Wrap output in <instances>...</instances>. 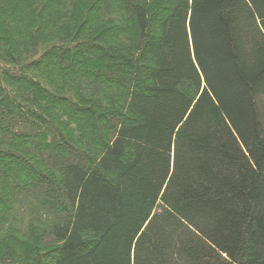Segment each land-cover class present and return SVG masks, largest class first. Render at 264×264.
<instances>
[{"label":"trees","instance_id":"16d2710c","mask_svg":"<svg viewBox=\"0 0 264 264\" xmlns=\"http://www.w3.org/2000/svg\"><path fill=\"white\" fill-rule=\"evenodd\" d=\"M156 1L151 35L142 0H0L15 66L70 20L79 30L120 9L133 25L97 38L130 31L151 63L132 87L117 79L125 114L102 115L110 137L96 156L72 144L47 163L38 101H53L30 75L69 70L62 48L26 73L0 67V224L24 193L63 213L47 231L51 264H264V0Z\"/></svg>","mask_w":264,"mask_h":264},{"label":"rangeland","instance_id":"374dc122","mask_svg":"<svg viewBox=\"0 0 264 264\" xmlns=\"http://www.w3.org/2000/svg\"><path fill=\"white\" fill-rule=\"evenodd\" d=\"M152 16L151 35L156 34V0H142ZM104 12V11H103ZM94 17L85 19L87 26L83 29L80 24H75L69 17L71 24L67 32L56 30L48 43L34 47L38 50L35 58H28V47L21 48V52L15 56L18 66L11 63L10 56L6 54L7 46L0 47V67L14 72H25L24 68L39 58L47 49L57 48L55 54L64 58L63 66H69V70L59 71L56 66L48 68H36L30 77L39 85L40 90L47 91V99L39 98L38 105H44L48 110L42 113L49 120L45 128L50 131L45 139L48 150H44L47 156L45 162L52 155V160L58 151L66 149L69 145H76L92 157L100 150V145L110 137L107 125L102 118L119 110L122 111L126 95L122 91L120 83L124 86H134L138 76H143L145 70L151 65L144 50V44L134 40L135 35L128 31L125 35L109 38L105 35L97 38L102 30L110 28V25L127 24L132 26V18L129 12L116 10L110 14H94ZM69 20L67 17L65 18ZM96 20V22L94 21ZM83 21V22H84ZM99 24H98V23ZM68 23V22H67ZM77 23V22H76ZM98 26V27H97ZM66 27V28H67ZM94 27L96 29L94 30ZM98 34V35H97ZM97 35V36H96ZM65 37V41H59ZM88 50L90 54L73 56L77 52ZM9 56V57H8ZM60 58V59H61ZM26 73V72H25ZM114 78V79H113ZM119 79V80H117ZM141 80L144 77H140ZM40 91V94H43ZM35 104V103H34ZM38 109L37 106H35ZM125 114V111H122ZM103 115V116H102ZM43 141V140H42ZM50 145V146H49ZM37 146V144H36ZM39 146V145H38ZM37 146V147H38ZM49 146V147H48ZM36 147V148H37ZM30 149V147H29ZM31 150L32 147H31ZM49 163V162H48ZM51 165V164H47ZM45 173V171H43ZM54 177V176H53ZM162 206L159 204V208ZM158 208V209H159ZM36 196L24 194L12 204L11 212L7 219L0 224V264H51L53 248L52 238L47 234L52 223L57 221L62 212L55 210L47 213ZM58 222V221H57ZM93 236L89 235L88 239ZM50 253H49V252ZM51 255V256H50Z\"/></svg>","mask_w":264,"mask_h":264}]
</instances>
